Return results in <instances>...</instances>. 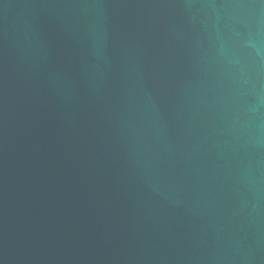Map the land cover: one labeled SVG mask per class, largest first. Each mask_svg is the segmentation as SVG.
<instances>
[{"label": "water", "instance_id": "95a60500", "mask_svg": "<svg viewBox=\"0 0 264 264\" xmlns=\"http://www.w3.org/2000/svg\"><path fill=\"white\" fill-rule=\"evenodd\" d=\"M0 264H264V0H0Z\"/></svg>", "mask_w": 264, "mask_h": 264}]
</instances>
